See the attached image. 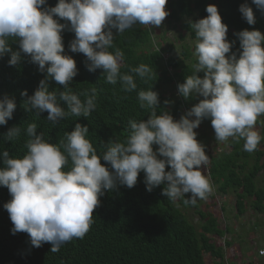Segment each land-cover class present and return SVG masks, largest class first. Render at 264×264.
<instances>
[{
	"label": "clouds",
	"instance_id": "clouds-1",
	"mask_svg": "<svg viewBox=\"0 0 264 264\" xmlns=\"http://www.w3.org/2000/svg\"><path fill=\"white\" fill-rule=\"evenodd\" d=\"M167 0H58L54 7H44L46 0H0V58L10 53L8 61L15 66L21 52L47 73L34 95L24 102L25 110L36 114L47 112L53 124L68 116H90L96 109L97 89L92 87L77 94L69 88L78 74L75 60L64 54L62 31L74 32L71 52L82 53L90 63V72L102 69L106 82L118 81L123 90L137 89L133 73L142 80H151L154 70L141 63L121 73L124 53L113 47L112 29L119 33L139 23L159 27L169 15ZM264 14V0H252ZM249 25L256 23L253 10L247 4L239 8ZM208 15L191 24L195 33L193 55L197 59L191 75L178 85L184 98L203 97L179 120L168 112L157 115L159 96L152 88L137 93L139 105L149 110L145 120L129 119L126 138L104 144L102 154L87 138L88 126L76 123L60 143H49L43 133L37 134V124L27 125L28 139L23 156H10L3 151L4 167L0 168V186L6 187L11 199L3 207L13 224L11 233H27L31 245L39 248L51 244V252L74 238H83L92 224L94 210L100 205L105 190L118 185L132 188L140 172L144 173L146 190L165 185L162 195L175 202L195 205L206 200L213 186L202 167L209 163L204 146L197 140L203 119H211L217 141L229 138L243 140V150L254 152L264 137L255 129L264 116V34L259 30H242L239 58L231 51L233 42L227 40L228 27L215 5L206 7ZM58 17L70 22H58ZM9 38L18 40L20 51H12ZM203 72L201 78L198 73ZM48 78L63 85L64 91H50ZM28 96L27 91L21 92ZM83 96L82 100L80 97ZM60 101L67 105V111ZM165 103H168L165 101ZM15 99L5 95L0 99V125H6L16 109ZM195 117V119H190ZM21 127L14 126L5 139L14 141ZM153 145H158L154 151ZM163 157V159L159 158ZM101 159L110 165L109 170ZM166 166L170 170L166 171ZM264 255V249L260 250Z\"/></svg>",
	"mask_w": 264,
	"mask_h": 264
},
{
	"label": "trees",
	"instance_id": "trees-1",
	"mask_svg": "<svg viewBox=\"0 0 264 264\" xmlns=\"http://www.w3.org/2000/svg\"><path fill=\"white\" fill-rule=\"evenodd\" d=\"M57 3L58 0H46V5L41 8L54 7ZM242 4L252 8L256 18L254 25H249L243 18L239 11ZM208 5L217 7L222 23L228 27L227 40L235 42L226 56L236 53L239 58L242 49L236 34L240 31L259 30L264 34V14L252 0H167L165 7L170 10L169 17L176 21L183 20L181 27L189 33L190 38L196 40L191 24L208 15ZM54 19L70 27V22L58 17ZM112 32L114 41L109 51L114 52L119 48L124 53L121 73H130L131 68L143 63L151 67L154 74L151 80L145 81L133 73L137 89L131 92L124 91L119 81L115 85L107 83L102 69L90 72L86 67L90 62L85 55L70 51L69 45L75 39V34L65 28L61 33L64 54L75 60L78 69L69 88L77 94L92 87L97 89L96 109L87 118L70 115L53 124L47 120V112L37 115L35 109L25 110L24 102L34 95L47 73L41 72L39 66L31 61L30 55L23 52L15 66L8 63L10 53L0 58V99L7 95L14 98L17 105L13 117L6 125H0V168L4 167L3 151H8L13 157L26 153L25 142L28 137L25 129L30 123L37 124V134L43 133L46 141L57 145L64 139L66 132L74 129L76 123L86 125L89 128L87 138L100 155L104 151V144L109 141L122 142L126 138L130 132L129 119L146 121L149 118V110L139 105L137 93L140 90L152 88L156 91L160 101L157 115L166 111L174 120H179L203 99L199 96L186 99L178 91V85L192 74V66L197 63L196 57H192L187 47L181 49L182 59L169 57L163 61L161 52L153 46L151 31L146 25L137 23L123 33L116 29H112ZM9 44L12 51H20L18 40L9 38ZM167 50H173L172 44L167 46ZM198 75L202 78L204 73L201 71ZM48 86L50 91H64L63 85L51 78H48ZM164 86L176 87L177 96H166L162 91ZM25 90L28 96L21 95ZM80 98L84 99L83 96ZM60 103L67 111L66 103ZM208 119L203 120L208 122ZM14 126L21 127V135L14 141H8L5 134ZM227 144V151L207 155L209 163L205 167L206 176L218 193H234V206L238 212L243 211L246 203L252 209L262 211L264 178L261 185L256 179L264 169L263 151L257 148L254 152H245L242 139L237 142L229 138ZM157 148L158 145H153L154 151ZM101 163L112 171L103 159ZM169 170L170 166H166V171ZM164 186L154 187L148 192L144 173L140 172L132 188L118 185L113 190H105L99 198L100 205L93 212L89 231L82 239L74 238L61 245L58 252H51L49 243L39 248L33 247L27 233H11L13 224L3 207L11 196L6 187L0 186V264H206L204 254L211 257L213 264H223V248L214 245L213 237H221L225 231L217 225L216 216L201 209L198 200L195 205L185 204L183 201L190 194L175 202L169 200L162 195ZM184 210H193L198 215L201 224L197 229ZM225 244L228 245V242Z\"/></svg>",
	"mask_w": 264,
	"mask_h": 264
},
{
	"label": "rangeland",
	"instance_id": "rangeland-1",
	"mask_svg": "<svg viewBox=\"0 0 264 264\" xmlns=\"http://www.w3.org/2000/svg\"><path fill=\"white\" fill-rule=\"evenodd\" d=\"M165 10H170L165 7ZM183 20L176 21L167 16L159 27L147 26L151 31L153 46L158 49L166 61L169 57L180 60L182 47H187L191 51L195 44V38H190L189 33L181 27ZM172 44L173 50L168 51L167 46ZM188 61V60H186ZM166 96H177V89L173 86H164L162 88ZM195 119V117H190ZM264 128V116L258 118L255 129L260 132L262 137ZM197 133V140L204 146L206 155H212L216 152L227 151L228 140L217 141L211 122L202 120L199 127L194 129ZM258 149L264 153V140L261 141ZM202 174H205V168L202 167ZM264 178V169L259 173L257 183L261 185ZM206 200L198 199V205L201 209L209 211L216 216L217 225L225 231L221 237L214 236L215 246H221L224 252L223 264H264V257L258 256V250L264 242V209L256 211L246 203L243 211L236 210L234 193L228 191L226 194L218 193L214 188ZM189 221L196 227L201 224V220L193 210H184ZM228 242V245L225 244ZM206 264H213L211 257L204 254Z\"/></svg>",
	"mask_w": 264,
	"mask_h": 264
},
{
	"label": "built area",
	"instance_id": "built-area-1",
	"mask_svg": "<svg viewBox=\"0 0 264 264\" xmlns=\"http://www.w3.org/2000/svg\"><path fill=\"white\" fill-rule=\"evenodd\" d=\"M261 249H264V242L262 243V246H261L260 249L258 250V255H259L260 257H264V255H260V254H259Z\"/></svg>",
	"mask_w": 264,
	"mask_h": 264
}]
</instances>
